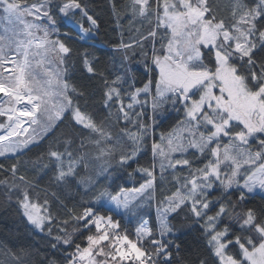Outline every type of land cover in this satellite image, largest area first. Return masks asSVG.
Returning a JSON list of instances; mask_svg holds the SVG:
<instances>
[{
    "label": "snow or ice",
    "instance_id": "6c2138e0",
    "mask_svg": "<svg viewBox=\"0 0 264 264\" xmlns=\"http://www.w3.org/2000/svg\"><path fill=\"white\" fill-rule=\"evenodd\" d=\"M0 158V264H264V0H0Z\"/></svg>",
    "mask_w": 264,
    "mask_h": 264
},
{
    "label": "trees",
    "instance_id": "16d2710c",
    "mask_svg": "<svg viewBox=\"0 0 264 264\" xmlns=\"http://www.w3.org/2000/svg\"><path fill=\"white\" fill-rule=\"evenodd\" d=\"M85 2L88 3L90 8L92 7L99 8V7H102L106 3V0H85ZM212 2L214 4H220L222 6L226 2V0H212ZM98 15H100V22H101V34H100L99 39L103 41H107L111 39H119L117 34L107 31L113 26L107 22L109 20V16L107 15V13L98 11ZM125 39H127V21H125ZM77 47H79V45H77ZM158 123L160 124V126L156 129L157 140L159 139V136L161 133L167 132L171 124L174 123V121L167 120V121H164L163 123H160L158 121ZM150 143L151 141H149V145ZM31 156H32V153H27L24 157H22V159L26 160ZM147 159L150 160V151H149V156L147 157ZM144 161H145V158L142 157L141 163L143 164ZM0 162H4L3 158H0ZM11 162L13 161H6V163H11ZM135 167L136 165H133V168ZM21 171H23V169H21ZM170 181H171V176L166 175L164 178H161L159 170L157 169L156 181H155L156 190L154 193L156 200L161 199L162 195L170 189L171 187ZM142 182H143V179L141 178V175L139 173L133 175L132 177L125 176L122 180L117 181V183H119L121 186H124L128 189H131L133 187H139L140 183ZM255 202L256 203L260 202L259 197H256ZM153 204H155V201L153 202ZM107 207L108 206L106 205L105 209H101V211H103L104 214H108V212L106 211ZM16 219L17 218L15 217L14 213L11 210L5 211V209L0 208V229H4L5 223L11 226L12 222ZM115 219L120 220L122 225L126 227L130 232H132L133 238H135L134 231L137 226L136 217L132 215H128L122 218L120 214H115ZM152 222L153 223L155 222V207L154 206L152 209ZM173 223L176 224L177 227L180 228V231L183 233V235L181 236V240L184 242V245L186 247H191L195 250L196 245L193 243V240H194V236L196 235V233L189 231L187 227V225H189L191 222L190 221H179L178 222L174 220ZM182 224L184 225L183 227H181Z\"/></svg>",
    "mask_w": 264,
    "mask_h": 264
},
{
    "label": "rangeland",
    "instance_id": "374dc122",
    "mask_svg": "<svg viewBox=\"0 0 264 264\" xmlns=\"http://www.w3.org/2000/svg\"><path fill=\"white\" fill-rule=\"evenodd\" d=\"M108 207H111L110 205H107Z\"/></svg>",
    "mask_w": 264,
    "mask_h": 264
}]
</instances>
